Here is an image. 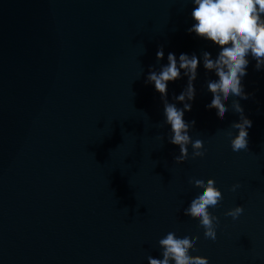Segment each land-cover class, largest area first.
<instances>
[{
	"label": "water",
	"instance_id": "obj_1",
	"mask_svg": "<svg viewBox=\"0 0 264 264\" xmlns=\"http://www.w3.org/2000/svg\"><path fill=\"white\" fill-rule=\"evenodd\" d=\"M190 0H0V264H148L169 227L198 236L209 264H264V70L248 65L240 99L252 121L234 152L239 113L221 117L198 67L186 120L202 153L175 161L163 102L146 83L167 54L214 53L187 29ZM164 47L163 61L156 52ZM187 84L168 85V99ZM229 98L226 103L231 105ZM239 99V98H238ZM182 107V105H180ZM216 181L217 238L183 209ZM240 187L232 191L235 183ZM243 205L238 219L224 213Z\"/></svg>",
	"mask_w": 264,
	"mask_h": 264
},
{
	"label": "clouds",
	"instance_id": "obj_2",
	"mask_svg": "<svg viewBox=\"0 0 264 264\" xmlns=\"http://www.w3.org/2000/svg\"><path fill=\"white\" fill-rule=\"evenodd\" d=\"M190 3L193 23L187 31L205 40H216L218 47L215 52L204 48L199 56L182 52L177 57L169 51L167 63H160L159 68L151 67L146 76V83L154 86L163 102L164 123L170 133L168 141L179 147L174 157L177 162L186 159L189 142L193 153L204 151L203 136L193 135L190 131L195 118L185 119V113L191 110L196 95L195 82L201 61L205 68L210 67L215 72L206 79L211 95L205 103L214 104L221 117L230 106L234 112L239 113V120L231 124L235 132L229 133L234 152L248 149L249 129L253 124L240 103V99H248L251 95L245 91L243 83L248 65L251 60H255V69L264 70V0H190ZM164 56V47L160 46L156 52L157 62L163 61ZM182 77L187 78V84L178 95L174 94L170 102L168 85ZM230 97L233 98L231 105L226 103ZM190 178L201 187L189 196L183 209L198 215L204 236L215 240L219 217L210 208L217 206L223 199L222 191L216 186L214 178H206L204 175H193ZM239 187L237 182L231 190L236 191ZM243 212V205H236L224 214L235 220ZM197 239L198 236L188 231L179 232L174 227L167 228L158 239L159 254L149 255L148 264H209L207 256L192 254L196 249L190 246Z\"/></svg>",
	"mask_w": 264,
	"mask_h": 264
}]
</instances>
